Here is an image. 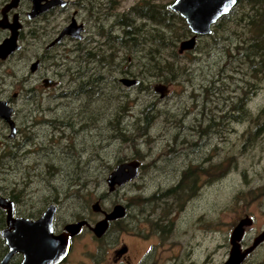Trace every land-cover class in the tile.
Here are the masks:
<instances>
[{
  "label": "rangeland",
  "instance_id": "rangeland-1",
  "mask_svg": "<svg viewBox=\"0 0 264 264\" xmlns=\"http://www.w3.org/2000/svg\"><path fill=\"white\" fill-rule=\"evenodd\" d=\"M140 1L122 0L120 9H129ZM152 1L168 5L172 0ZM25 3L24 0V6ZM244 5L241 1L235 6L237 16L246 9ZM73 7H69V12ZM67 15L68 9L52 17L49 24L58 27L56 25L67 21ZM223 20L225 23L219 25L214 34L199 35L192 49L177 51L180 39L190 33L175 45H162L161 63L164 64L156 63L161 67L147 61L141 42L137 49H128L127 45L114 42L112 38L117 50L113 47L112 54L109 51L96 57L97 62L112 63L114 76H119L123 70L138 76L142 86L127 87L117 80L106 81L102 86L96 84L91 90V100L77 97L72 105L78 117L74 125L78 126L77 130L63 128L65 134L61 136L58 128L46 122L36 127L35 143L17 149V158L3 157L6 161L0 164V185L5 186L4 193L13 188L20 193V206L35 211L54 195L64 197L68 203L62 205L60 214L67 217L82 210L84 205L90 208L103 194L107 199L133 200V212H138V197L142 192L160 195L153 204L154 216L162 217L163 208L170 209L168 215L175 224V241L170 238L158 249L160 264H219L227 256L232 226L246 214L253 221L245 228L242 244L250 243L264 227V130L259 137L253 138L250 120L225 115L234 112V99L247 87V77L243 74L247 59L242 50L250 34L244 17L239 19L231 15ZM10 61L0 69L1 86L8 85L11 80L17 82L15 74L25 70L22 62L14 63V58ZM157 83L167 85L162 96L153 89V84ZM258 84L247 99L252 115L264 104V80ZM14 87L12 84L10 90ZM55 90L58 87L50 92ZM44 98L45 108L55 106L57 113L62 112L64 104L56 106L58 101L53 100L56 97ZM19 104L27 103L19 100ZM146 105L150 106L146 114L147 126L136 127L142 121V109ZM72 111L67 109V112ZM211 115L224 121L220 131L199 136L196 128L205 126ZM20 116L24 123L23 113ZM121 124L125 130L120 133ZM3 131L6 132L5 127ZM198 139L204 143L197 151V159L191 162L195 177L191 188L189 179L184 177L190 162L186 150L191 145L194 147ZM5 142L0 153L3 149L15 151L16 148L10 146L11 139ZM142 154L145 159L139 175L109 191L105 180L109 171L118 162L140 159ZM208 154L212 161H223V166L231 163L230 169L221 175L217 172L209 175L210 163L202 159ZM188 155L195 153L188 151ZM201 164L207 167V173L196 176ZM172 185L184 188V193L163 196ZM32 202L34 206L31 207ZM242 264H264V241Z\"/></svg>",
  "mask_w": 264,
  "mask_h": 264
},
{
  "label": "flooded vegetation",
  "instance_id": "flooded-vegetation-1",
  "mask_svg": "<svg viewBox=\"0 0 264 264\" xmlns=\"http://www.w3.org/2000/svg\"><path fill=\"white\" fill-rule=\"evenodd\" d=\"M8 1L0 0V19L3 23V25L0 24V41L9 35V23L13 22L15 17V20L20 23L17 31L19 47L5 57H0V69L3 66H8L10 60L14 58L12 62H22L25 70L21 74H15L16 77L18 76L17 82L11 80L8 85L1 86L3 81H1L0 76V99L6 100L8 105L12 107L11 118L15 125L12 134L9 122L0 116V150L6 145L7 138L11 139L12 144L10 146L16 148L15 151L23 145L35 143L38 136L36 127L43 125V122L55 129L58 128L61 131H59L61 136L65 134V128L73 127L74 130H77L78 126L75 127L74 125L77 124L76 118L78 117L75 116V111H72L74 108L72 105L77 97H85L91 100L93 86L96 84L102 86L106 81L117 80L127 87L142 86V79L138 76H133L132 73L130 74L125 70L119 76H114L112 63L101 61L98 63L97 58L108 54L109 51L112 54L113 47H115V51L117 50L112 38H126L125 31H130V36H138L139 31L143 30L146 20L143 14V0L136 2L129 9H120L122 0H65L63 4L57 3L33 15H29L31 0H25V6L23 5L24 0H18L16 6L6 8L5 5ZM70 6L74 7L69 12ZM67 9L68 15L65 23L56 25L58 27L49 24L52 17H56V14H61ZM72 18L77 24L82 25L80 33L77 35L64 33L59 39L54 40L61 29L71 22ZM139 18L142 19L141 22H139ZM89 24L92 26L89 27ZM71 60L72 63L69 62ZM121 77L137 78L138 82L128 85L121 81ZM64 82L67 85L64 86ZM12 84L15 87L10 90ZM157 84H153V89L159 91V96H162L167 90V85L161 83L163 84L162 89H157ZM56 87H58L57 91L50 92ZM44 97H56L53 99L58 101L56 106L60 107L64 104L62 112L57 113L59 111L55 110V106L45 108L42 104V101L45 100ZM19 100L27 104L21 105ZM68 108L72 113L67 112ZM149 108L150 106L146 105L142 109V121L136 127H144L148 119L146 114L149 112ZM22 113L26 120L24 123L20 116ZM225 115L232 119L236 117L235 112H232L231 115L227 113ZM223 117L225 118V116ZM199 123H202L201 120ZM223 123L224 121H219L218 116L211 115L208 116L205 126H198L196 131L201 137L210 135L212 132L220 131V126ZM3 127H5L6 132L3 131ZM124 130L125 127L119 125V132ZM18 136L21 137L20 140ZM3 141L4 145L1 146ZM203 143L204 141L202 142L200 139L195 140L194 147L191 145L186 150L187 161L190 162L187 164L184 177L189 179V187L191 188L192 181L195 179L192 175L191 162L194 158L197 159V151ZM15 151L3 149L0 153V164L5 160L3 157L6 155L19 157ZM172 151L174 152L175 149ZM188 151L192 153L194 151L195 155H188ZM141 157L140 159H125L138 160L139 171L137 176L144 164L145 155L142 154ZM211 158L210 154L202 157L206 163L209 162L211 165H223V161L215 162ZM202 172L207 173V167L201 164L196 176ZM182 179L184 178L181 175L180 180ZM176 185L172 186L175 187ZM4 190H6L5 186L0 185V193L13 201L12 215L14 217L23 216L36 219L49 204L55 205L52 232L67 239V248L63 255L48 260H35L36 264H160V254L158 253L160 245L164 246V243H168L170 238L175 241L173 238L175 232L174 219L168 215L170 209L163 208L162 217L160 215L154 216V205L160 195H145L142 192V195L138 197V205H140L138 212H133V200L107 199L103 194L94 201H97L96 207L92 206L94 203L92 202L90 208L84 205L82 210L72 212L67 217L60 214L62 205L68 203L64 197L54 195L40 209L37 208L36 211L25 210L24 207L20 206L22 203L19 200L21 198L19 192L13 188L5 193ZM168 193L179 194L180 192L174 190L173 192L165 191L162 194L165 196ZM107 201L108 204L105 203ZM25 203L27 202L25 201ZM117 203L123 204V214L109 217V213ZM147 204L149 207L146 206ZM32 206H34L33 202ZM6 215V208L0 206V263L9 248L2 235V230L5 228L13 230V226L6 222ZM80 220L83 222L75 231H70L67 228V224ZM174 256L172 255V257ZM23 258V252L16 250L10 255L6 264H22Z\"/></svg>",
  "mask_w": 264,
  "mask_h": 264
},
{
  "label": "water",
  "instance_id": "water-1",
  "mask_svg": "<svg viewBox=\"0 0 264 264\" xmlns=\"http://www.w3.org/2000/svg\"><path fill=\"white\" fill-rule=\"evenodd\" d=\"M65 0H31V9L29 15L36 14L57 3H64ZM238 0H172L168 7L178 12L186 21L190 29V35L180 39L178 43V52L189 50L195 47L196 40L199 35L211 32L212 25L220 16L230 12L236 5ZM18 0H9L5 7L16 6ZM0 24L3 25L0 19ZM20 23L13 19L9 23L10 33L0 41V57H5L13 50L19 47L17 43V31ZM82 28L81 24H77L72 18L71 22L66 24L54 40L59 39L64 33L77 35ZM53 40V41H54ZM121 81L125 84L138 82L137 78L121 77ZM163 84H157V89H162ZM12 107L8 105L6 100L0 99V116L7 120L14 133V121L11 118ZM11 134V135H12ZM139 171L138 160L130 159L118 162L105 177L109 191L114 190L131 179H134ZM97 201L92 204L96 207ZM0 206L6 208V222L13 226V230L7 228L2 230V235L8 245V251L3 256L0 264H6L10 255L21 250L24 258L22 264H36L35 260H48L49 258L61 256L67 248V239L61 235L52 232V219L55 211V205L49 204L43 213L36 219L28 217L12 215L13 201L0 193ZM124 206L121 203L114 205L109 217L122 215ZM253 218L246 214L240 217L232 226L228 240L229 249L227 256L219 264H242L247 256L264 241V227L256 233L251 242L243 245L245 228L251 225ZM83 222H71L67 224L70 231H75Z\"/></svg>",
  "mask_w": 264,
  "mask_h": 264
},
{
  "label": "trees",
  "instance_id": "trees-1",
  "mask_svg": "<svg viewBox=\"0 0 264 264\" xmlns=\"http://www.w3.org/2000/svg\"><path fill=\"white\" fill-rule=\"evenodd\" d=\"M244 2L246 9L237 16L235 7L230 12L223 14L213 24L211 33L218 30L219 25L225 21L223 19L235 15L241 19L244 17L247 20L249 36L245 39L243 45L242 55L247 59L244 64L246 76L245 82L247 87L242 88L241 93L234 99L232 110L236 112L234 119L243 120L248 119L252 123L251 137H259L264 130V104L252 115V111L247 106V99L259 87L258 83L264 80V0H238ZM143 14L146 21L142 31H139L138 36H130V31H125L126 38H115L116 40L128 46V49L139 47L142 43L144 48V55L147 61L151 62L152 66L161 67L156 63L162 61V45H175L176 41L182 36L190 33L185 19L176 11L171 10L166 3H157L152 0H143ZM248 8V9H247ZM150 22V24L148 23ZM137 33V32H136ZM210 33V34H211ZM212 34V35H213ZM178 51V50H177ZM184 52V51H182ZM180 52V53H182ZM148 122V119L146 120ZM147 122L144 125L147 126ZM231 165V163H229ZM226 163L223 165H209V175L213 172L223 173L230 169V165ZM175 190L184 193V188L170 187L167 192Z\"/></svg>",
  "mask_w": 264,
  "mask_h": 264
}]
</instances>
